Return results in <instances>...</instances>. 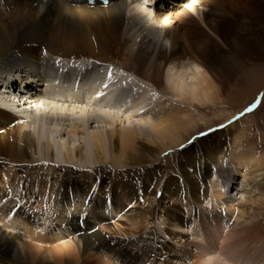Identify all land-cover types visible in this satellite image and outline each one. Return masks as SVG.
Returning <instances> with one entry per match:
<instances>
[{
	"label": "bare ground",
	"instance_id": "obj_1",
	"mask_svg": "<svg viewBox=\"0 0 264 264\" xmlns=\"http://www.w3.org/2000/svg\"><path fill=\"white\" fill-rule=\"evenodd\" d=\"M196 2L201 9L191 11L197 20L184 6L174 10L172 22L155 13L154 22L163 29L157 37L153 27L140 31L147 20L138 15L141 3L133 5L134 0H108L107 5L96 0H0V79L9 80L0 84L17 82L15 74L40 84L45 75L55 78L42 91L38 83L31 86L39 92L32 97L37 107L31 109L0 95V170L17 177L12 189L0 188V203L17 192L8 206V201L0 205V264H264V153L256 154L244 133L221 142L214 139L219 133L211 132L196 144L185 143L196 122L205 123L197 107L225 103L224 92L242 64L264 59V38L254 44L242 39L238 29L248 12L241 4L235 7L236 0ZM152 90L172 95L154 103ZM61 99L68 100V117L81 125H110L117 116L148 112L136 124L87 135L81 148H65L56 142V130L46 125L59 124ZM229 124L226 132L235 126ZM152 151L158 164L149 166L142 185L124 182L131 174L121 171H136ZM163 152L171 172L160 170ZM180 156L182 163L176 161ZM63 159L95 166L54 164ZM45 172L59 174L55 180L63 185L58 192L56 184L45 181L42 196L59 206L51 212L60 213V226L48 220L45 210L44 218L35 219L10 207L20 196L19 186L27 188L33 177H47ZM236 177L245 185L241 198L228 192ZM81 178L88 186L108 185L111 192L95 198L76 182ZM144 182L154 191L145 189ZM120 189L127 192L122 195L127 202L142 209L124 210ZM169 199L186 207L185 218ZM102 207L123 210L129 230L148 231L142 238L119 241L74 217L87 210L96 220L94 211ZM102 221L99 217L96 223ZM65 228L87 231L80 236L81 249L66 240ZM49 233L61 240L55 255L25 241L33 234L41 242ZM98 252L105 255L98 257Z\"/></svg>",
	"mask_w": 264,
	"mask_h": 264
},
{
	"label": "rangeland",
	"instance_id": "obj_2",
	"mask_svg": "<svg viewBox=\"0 0 264 264\" xmlns=\"http://www.w3.org/2000/svg\"><path fill=\"white\" fill-rule=\"evenodd\" d=\"M71 1H73V0H71ZM228 1H230V0H228ZM137 2L141 3L140 5L138 4L139 9H137V11L142 13V15L141 14H138V15H140L141 17L145 16V18L147 20V25H146L145 21L142 22V25L140 27V31L145 32L148 26L151 28L153 27L152 33L157 35V37H160L162 35L163 29L160 26V24L154 22L153 16L155 13L159 14V16H161V17H164V16H165V18L167 17V22L169 20H170V22H172L171 18L175 14L174 10L178 9L181 6H184V8L189 10V12L192 13V16L194 18L196 17V20H197L198 19L197 15L194 12H192L191 10H192V8L193 9L196 8L197 10L201 9V6L199 7L197 5L196 0H134L133 5H135ZM177 3H179V4H177ZM240 4L243 6L245 11L248 12L247 13L248 15H246L247 16L246 18H248V20H246L245 18L243 19L244 20V26H243L244 28L241 27L243 30H240L241 28L239 27L238 32H240L239 34H241V37H242V39H244L245 42L254 44L258 40H262L261 37L264 38V0H236V2L234 3L235 7L236 6L240 7ZM68 5H70V4H68ZM134 8L136 9V7H134ZM153 34H151V35H153ZM162 43H163V45H166V43H164L163 41H162ZM78 61H80V60H78ZM72 62H74V61H72ZM62 70H63V72L66 71L65 68H62ZM17 76H18L17 74H15V76H14V78L16 77L17 82L19 79L25 77V76H21V75H20V77H17ZM1 82H9V80H7L6 78H3L0 81V83ZM17 82H13V83L18 85ZM26 82L30 85V87L31 86L35 87L36 85H34V84L38 83V82L33 83V80L31 81V78H29L28 80L26 79ZM38 84H40V83H38ZM43 84H44V82H42L40 84L41 87H37V88L41 89L40 91H42V89L45 86V84L44 85ZM8 85L9 84H7V86ZM22 85H23V83L21 84V86ZM1 88L6 89L7 87L3 84L2 85L0 84V95L5 94L6 99H8L9 94L6 93V90H1ZM78 90H79V88H78ZM30 91H31V89H30ZM81 95L83 98L84 92L81 91ZM171 95L172 94L168 91L165 93V95H162L155 90L151 91V98H152V101L154 103L159 102L163 98L170 99ZM32 97L33 96H31L30 94L27 95V94H24L22 92L21 96H19L18 98L16 97V100L18 99L16 101V103L18 105H20L21 108L31 109L34 107L35 104L37 107V103H36L37 101H36V99L34 101L32 99ZM224 97H225V103H222V104L218 103V104H213V105L206 104L205 105L206 107L205 106H203V107L198 106L197 107L198 110H200V113L205 116V119H204L205 123L207 121L208 122L206 124L203 121L196 122V127L192 130L190 136L187 138L185 143L186 144H191L193 142L195 143L196 140L204 138L205 135L206 136L211 135V132L212 133H219L217 136H215L214 139H215V141H221V142H224V141L226 142L227 140H229V138H230L229 136H234V135H237L239 133H244L243 136L246 137L247 142L252 144V148L255 149L256 154L264 153V59H258V61H256V62H249V63H247V61H245L242 64L240 74L238 75V77L234 81V84L231 87H228V90L224 92ZM0 99H1V97H0ZM75 101H77V99L74 100V102ZM84 101L85 100H83V102ZM176 101H177V103L179 102V103L183 104V102L180 101V99L176 100ZM14 102H15V100H14ZM65 102H68V100L66 101V100L61 99V102H59L62 105V107H61L62 113L59 114V116H58L61 118L57 119L60 121L59 124L57 123V124L52 125V126H51V124H46L48 128L51 127L54 130H56V132L58 134H57V136H55V140H56V142L60 143L65 148H69V147L81 148L82 145L84 144L83 143L84 139L87 138V135L98 133V131L99 132H102L104 130L107 131L108 129H111V127L118 128V126H120V125L126 126V125H128V123L131 124V122H132V124H136L135 122L137 121V119L140 118V115L141 116L145 115L146 112H148V110L146 109L145 111H143L139 115V117H136V118L130 117L131 114H126L128 117L127 116H122V117L117 116V118L114 120L115 122L113 124H110V125L109 124H95V123H88V124L86 123L84 125H81L77 120H71L68 117V113L71 110L64 105ZM153 102L147 103V104H153ZM183 105H185V104H183ZM9 113L15 114V112H9ZM62 114H63V116H62ZM229 123H234L235 126L233 129L229 130V132L228 131L226 132V128L230 125ZM114 124H115V126H114ZM146 146L149 148L151 147L152 149H155L154 146L151 144H146ZM149 154H151V155H149L150 158L145 160L144 163L136 166V171H134V172L133 171H127L128 173L125 170L121 171V173L123 172V173H126L127 175L131 174L129 177H126L125 179H123L124 182H126L130 186L142 185L141 184L142 176H146L143 174H146V171L149 168V166H151V167L157 166V164H158V160L153 163V159L156 160V158H157V153L152 151V152H149ZM152 154H155V155H152ZM167 156L168 155L164 152L159 155V159L163 160V164L161 165L160 170H162L164 173L165 172H171L170 168L167 167L169 162L166 165V157ZM175 158H177V157H175ZM173 161H175V160H173ZM176 161L182 163L184 161V158L180 156L178 159H176ZM76 162H77V159H75L71 162H66L63 159V160H59L58 162H54V164L57 166H74V167H77L79 169H85V168L95 166L94 163L93 164H91V163L87 164L86 163L83 165V164H78ZM175 165H176V163H175ZM144 166H146V167H144ZM152 169H154V168L152 167ZM46 174L48 175L47 177H44V178L39 177L40 179L38 178V180H36V178L33 177L32 178L33 184L29 185L27 188L23 189L22 186H19L17 191H20L19 192L20 196H19L18 200H16L14 203H12V205H10V207L12 206V210H14V211L16 209H19V211H21L22 213H27L29 215V217H31V218L36 217L37 219H41V218H44L46 216V214H44V210H45L46 212L50 213L48 220L49 221L52 220V222H51L52 224L54 223L56 226H60V225H63V222L61 220H59L58 215H60V213L59 214H57V213L53 214L51 212L52 211L51 207H52V209L58 211V210H60L59 206L51 204L50 202L43 201L42 196L44 195L43 194L44 190L47 189V187L45 186V181H48L49 184H56L55 189L58 192H61L63 190V185L59 184L57 182V180H55V176H57V175L60 176L59 174H55V173H51V172L50 173L47 172ZM20 176H22V178L25 179V177H23V175H20ZM15 178H17V177H15ZM15 178L13 175H11V174L3 171V170H0V188L2 187V189H9V188L12 189L13 183H14V181H16ZM36 181H37V184L35 185ZM76 182H78L79 185H81V187H83L85 189V191H87L88 193H90L91 195H93L95 198H98V199H102L105 194L111 192V189L108 187V185L106 187H104V186L103 187H101V186L97 187L96 185L88 186V184L90 182L86 180L85 181L86 184H83L84 181L82 180V178L76 180ZM144 183L146 186L145 189L148 188V189H151L154 191V188L152 187V185H150L147 182H144ZM228 184H229V187H228L229 195H231L234 198H241L243 195V193H242L243 187L245 185H243L241 183V181L239 179H237V177L235 178V180H233V182H229ZM16 193L17 192H15V194ZM126 193L127 192L123 193V191L121 189H120V192L117 193V194H120L119 195L121 197L120 200L123 201V204H124L123 209L125 210V208H126L128 210H135V211L142 209L143 206H141V204L139 205L138 203L127 202V197H126V199H125V197H123V196H126ZM0 194H1L0 195V199H1L3 194H2V192H0ZM15 194L12 193L6 200H4L2 203H0V205L2 206L4 202L8 201L7 204L5 205V206H8L9 201L12 200V198H14ZM148 199L150 200L149 202H152L153 201V195H149ZM167 202H168V204H170V205L174 206L176 209H178L177 214L180 217H183V218L186 217L187 209L182 203L175 202L172 199L167 200ZM68 207L69 206H65V209L67 211L71 210V207H69V208ZM114 209L115 210H112V209L110 210V208L106 209L105 207H102L100 209H96L94 211L95 216H96V220H93L91 218V214H89L87 212V210L84 211L83 209H82V211H84V212H78V214L76 213L74 215V217L79 218L80 221H87V223H88L87 226H90V227L94 228L96 231L101 232L106 237L111 236L115 240L124 241V240H128L129 238L135 237L134 239H138L139 237L140 238L144 237V233H146L148 231L147 229L144 231V227H139L138 229H136L137 231L136 230H133V231L129 230L127 228L128 224H129L128 219L126 218L127 216L123 213V210L121 212H117L118 210L116 211V208H114ZM54 217H56V218H54ZM99 217L104 219V221H102V225H100V226L96 223L97 218H99ZM36 226H38V225L36 224ZM56 229H57V227L55 228L54 231H56ZM65 229L66 230L63 231L62 233L66 237V240L67 239L71 240L75 245L78 243V247L81 249L80 236L83 234H86L87 231L74 233L73 230H71L69 228L68 229L65 228ZM169 229H170V231H172L174 233L182 232V230H177L174 228H169ZM62 230H64V229H62ZM55 236H52L50 233L46 234V237L43 238L44 242L43 241L38 242V241L34 240L33 234H32L31 236H29V238H25L26 239L25 241L27 243H29L30 245L33 244L36 247L48 250L52 254L55 255V251L57 249V246L59 245V242H61V240L56 241ZM78 251L81 253L80 250H78ZM104 255H105L104 253L100 254V252H98V257H101V256L103 257ZM114 262H116V261H114ZM96 263L100 264V262H96ZM114 264H118V263L116 262Z\"/></svg>",
	"mask_w": 264,
	"mask_h": 264
}]
</instances>
